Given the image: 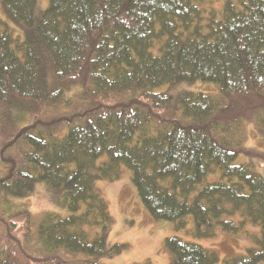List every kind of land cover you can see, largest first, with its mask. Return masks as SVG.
Returning a JSON list of instances; mask_svg holds the SVG:
<instances>
[{"label":"trees","instance_id":"trees-1","mask_svg":"<svg viewBox=\"0 0 264 264\" xmlns=\"http://www.w3.org/2000/svg\"><path fill=\"white\" fill-rule=\"evenodd\" d=\"M0 5V264L122 254L96 182L123 168L154 220L182 230L193 216L198 238L246 234V253L222 264L264 262V157L245 145L249 125L264 136V0H225L221 11L205 0ZM198 82L219 97L182 88ZM40 184L70 215L35 219L21 200ZM164 247L172 264L221 262L177 236Z\"/></svg>","mask_w":264,"mask_h":264},{"label":"rangeland","instance_id":"rangeland-1","mask_svg":"<svg viewBox=\"0 0 264 264\" xmlns=\"http://www.w3.org/2000/svg\"><path fill=\"white\" fill-rule=\"evenodd\" d=\"M39 1L43 8L48 6V0ZM205 2L209 7L221 11L225 0H205ZM0 18L7 21L1 5ZM9 24L15 28L11 22ZM18 33L21 32L17 30L15 34L18 35ZM182 88L201 91L217 98L220 95L219 87L215 83L198 82L194 85H182ZM162 89L165 90L166 87ZM245 145L259 150L261 157H264V136L260 135L253 125L247 127ZM248 160L249 158L243 154L236 163L240 164ZM123 169L121 179L115 182H96V187L108 202L110 213L114 219V224L109 234V242L112 245L125 244L128 246L118 256L103 258L101 260L103 264H145L149 262L151 264H172L173 257L165 249L164 243L167 238L174 236L180 237L185 241L200 244L208 250L217 252L221 258L219 264H222L225 259L245 254L247 247L252 245L251 239L246 234L235 235L218 231L217 235L213 238H198L194 235L196 223L193 216H188L185 219L187 225L182 230H178L174 222L154 220L139 197L138 191L132 181L131 171L127 168ZM258 171L264 175V161H260ZM1 175L2 172L0 171ZM219 176L220 170H217L215 174L208 177L207 181H214ZM45 189L46 186L40 184L35 194L21 200L35 216V219H38L45 212H54L63 216L70 215L68 209L52 203ZM196 193L194 192L193 195ZM21 202H16V204H20ZM35 224L33 226L34 231L36 229ZM248 231L259 232V228L254 229L249 226ZM3 233L4 229L0 228V235ZM261 264H264V262Z\"/></svg>","mask_w":264,"mask_h":264}]
</instances>
